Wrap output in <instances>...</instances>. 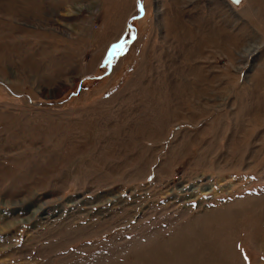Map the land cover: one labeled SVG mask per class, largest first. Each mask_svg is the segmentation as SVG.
<instances>
[{"label": "rangeland", "instance_id": "obj_1", "mask_svg": "<svg viewBox=\"0 0 264 264\" xmlns=\"http://www.w3.org/2000/svg\"><path fill=\"white\" fill-rule=\"evenodd\" d=\"M257 240L264 0H0V264H264Z\"/></svg>", "mask_w": 264, "mask_h": 264}, {"label": "bare ground", "instance_id": "obj_2", "mask_svg": "<svg viewBox=\"0 0 264 264\" xmlns=\"http://www.w3.org/2000/svg\"><path fill=\"white\" fill-rule=\"evenodd\" d=\"M250 214H252V213H250V212H245V213H244V215H246V216H249ZM218 216H219V215H218ZM218 216H217V217H218ZM222 216H223V215H222ZM225 217H226V216H225ZM250 219H251V218H250ZM250 219H249V220H250ZM249 223H250V222H249ZM254 241H255V240H254ZM257 241L260 242L259 240H257ZM260 243H261V242H260ZM213 244H214V243H213ZM215 244H216V243H215ZM257 245H258V244H257ZM263 245H264V241H262V243L260 244V247L263 246ZM216 246H217V245H216ZM218 247H219V246H218ZM206 251H207V250H206ZM212 255H213V254H212ZM183 259H184V258H183ZM214 259H215V258H214Z\"/></svg>", "mask_w": 264, "mask_h": 264}, {"label": "water", "instance_id": "obj_3", "mask_svg": "<svg viewBox=\"0 0 264 264\" xmlns=\"http://www.w3.org/2000/svg\"><path fill=\"white\" fill-rule=\"evenodd\" d=\"M233 2H236V0H232Z\"/></svg>", "mask_w": 264, "mask_h": 264}, {"label": "snow or ice", "instance_id": "obj_4", "mask_svg": "<svg viewBox=\"0 0 264 264\" xmlns=\"http://www.w3.org/2000/svg\"><path fill=\"white\" fill-rule=\"evenodd\" d=\"M236 2H239V0H236Z\"/></svg>", "mask_w": 264, "mask_h": 264}]
</instances>
